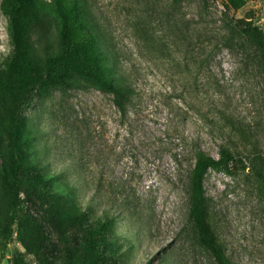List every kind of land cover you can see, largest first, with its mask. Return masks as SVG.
<instances>
[{
    "label": "rangeland",
    "instance_id": "374dc122",
    "mask_svg": "<svg viewBox=\"0 0 264 264\" xmlns=\"http://www.w3.org/2000/svg\"><path fill=\"white\" fill-rule=\"evenodd\" d=\"M36 1L45 28L35 35L56 48L57 17L49 0ZM3 3L0 96L7 92L10 99L21 86V61L22 71L33 76L30 69L40 67L34 54L45 52L31 36L36 52L20 41V63L7 67L11 37ZM86 3L134 86L125 116L110 94L88 82L69 90L36 86L23 108L26 151L46 172L64 171L78 201L93 195L98 180L104 197L96 198L98 208L106 197L115 199L105 193L109 184L134 193V228L115 218L114 237L86 264H217L190 224L182 170L193 167L192 155L185 154L192 140L215 159L221 147L231 156L224 168L203 174L204 221L233 264H264V78L251 54L223 47L217 34L224 17L234 18L256 28L264 41V0H243L236 11L224 0ZM9 109L0 107V169L3 162L8 169L0 176V264H72L81 230L59 215L65 212L61 200L31 184L25 170L11 169ZM175 153L185 154L181 180ZM131 232L141 242L131 239V246Z\"/></svg>",
    "mask_w": 264,
    "mask_h": 264
},
{
    "label": "trees",
    "instance_id": "16d2710c",
    "mask_svg": "<svg viewBox=\"0 0 264 264\" xmlns=\"http://www.w3.org/2000/svg\"><path fill=\"white\" fill-rule=\"evenodd\" d=\"M174 2L178 3L179 0H174ZM224 2L228 8L236 11L243 0H224ZM3 4L11 37V49L7 57V67L10 68L12 64L20 63L22 55L18 44L20 41L27 44L29 49L32 48L31 36H34L33 39L37 45L41 43L42 38L40 39L35 34L40 32L39 28H45V22L39 13L36 0H4ZM47 6L51 11V16L57 17V26H59L57 47L54 48L55 45L49 39L43 41V44L39 45L43 46L45 52L43 57L35 53L37 47L31 49L39 60L40 67L32 70L27 66L34 74L33 76L26 75L25 71H22L25 63L22 60L20 74L23 78L21 86L16 89V96L10 94V99H7L5 98L7 92L0 96V107H9L13 112L6 131L9 147L7 159L15 174L25 170L31 184L42 188L45 195L61 200L65 212H58L59 215L68 218L81 230V238L73 247L72 264H86L95 258L93 254L100 243L111 241L114 237L113 220L115 218L122 219L128 223L130 228H134L132 220L134 212L130 206V199L133 198L134 193L120 184H109L105 193L113 195L115 199L106 197L103 207L98 208L95 206L98 202L96 198L101 196L102 190V185L98 180L96 186H93V195L85 202L78 201L76 187L68 181L64 171L46 172L35 160L34 152L26 151L27 147H25L23 137V124H25L23 108L30 104L36 86L69 90L83 87L84 82H88L102 92L110 94L113 106L125 116L126 108L134 96L135 89L129 75L121 67L115 47L109 44L86 0H49ZM223 25L217 33L221 37L220 45L251 54L264 78V41L259 31L248 23L234 18L224 17ZM33 64L37 66L35 61ZM194 142L192 140L185 149V154L193 157V167L189 170H182L184 173L182 180L190 200V224L200 242L208 247L217 264H233L225 255L218 237L204 221L206 203L202 189L204 172L208 168L213 170L224 168L231 156L224 147H221L220 156L215 159L201 150ZM185 154L172 155L179 167V180L183 174H181V169ZM81 163L85 166V163ZM5 164L3 162L0 176L8 171ZM103 199L104 197L101 196L100 201L102 202ZM105 201H107V206H104ZM129 236L131 246H133L131 239L138 238L141 242L139 233L131 232ZM35 237L39 239L38 234Z\"/></svg>",
    "mask_w": 264,
    "mask_h": 264
}]
</instances>
